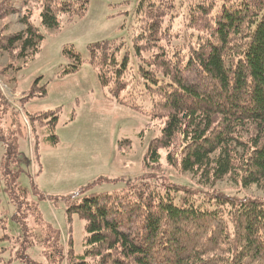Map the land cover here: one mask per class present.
Listing matches in <instances>:
<instances>
[{
	"label": "trees",
	"instance_id": "16d2710c",
	"mask_svg": "<svg viewBox=\"0 0 264 264\" xmlns=\"http://www.w3.org/2000/svg\"><path fill=\"white\" fill-rule=\"evenodd\" d=\"M32 1L47 29H58L62 17L72 21L87 11L81 0L25 3ZM181 8L195 32L185 54L169 47L168 29ZM16 12L11 0L0 2V19ZM136 19L137 68L128 54L121 57L123 42L100 41L89 49L111 99L141 108L134 96L143 92L153 117L165 121L146 163H158L160 150L166 149L171 165L209 188L228 179L246 188L256 185L263 195L217 190L201 195L200 188L173 185L182 192L179 197L139 181L78 201L82 190L68 197L67 211L86 221V247L83 254L72 247L66 252L61 232L44 221L19 182L18 168L19 141L28 128L33 133L41 122L44 140L58 144L59 112H24L26 123L0 86V142L7 148L4 176L16 206L13 219L23 225L31 218L34 224L27 226L32 236L26 247L37 242L34 229L39 228L45 264H264V0H139ZM21 23L23 30L0 35V50L22 62L16 69L36 57L45 38L29 12ZM66 52L75 62L64 73L77 71L80 56L72 48ZM42 91L45 95L46 87ZM35 94L36 86L29 97ZM36 150L39 158L37 143Z\"/></svg>",
	"mask_w": 264,
	"mask_h": 264
},
{
	"label": "rangeland",
	"instance_id": "374dc122",
	"mask_svg": "<svg viewBox=\"0 0 264 264\" xmlns=\"http://www.w3.org/2000/svg\"><path fill=\"white\" fill-rule=\"evenodd\" d=\"M11 1L17 12L0 19V35L23 30L21 18L29 12L45 38L36 57L21 69L15 68L21 61L0 50L3 94L26 123L25 113L59 112L57 145L44 140L47 132L41 122L33 133L28 128L26 136L20 139L19 182L30 191V199L38 204L44 221L61 232L66 252L72 247L79 255L86 247V221L67 211L68 197L82 190L85 191L78 201L93 193L119 191L139 181L179 197L182 192H175L173 185L200 188L201 195L215 190L229 195H263L256 185L246 188L228 179L209 188L193 174L181 171L180 166L171 165L166 149L160 150L158 163H146L150 143L160 135L165 121L153 117L150 98L143 92L134 96L141 108L111 99L91 64L89 49L90 44L100 41L123 42L121 57L128 54L137 68L133 37L139 0H81L87 2L86 13L72 21L62 17L58 29L42 27L41 9L36 1ZM177 12L168 29L169 47L185 54L195 32L188 28L183 9ZM69 48L78 53L82 63L77 71L64 73L75 62V57L66 52ZM35 86L36 94L31 98ZM6 152V145L0 142V264H30L29 260L45 264L40 229H34L37 242L26 247V238L32 236L27 234V226L34 227L32 219L23 225L13 219L16 206L4 176Z\"/></svg>",
	"mask_w": 264,
	"mask_h": 264
}]
</instances>
